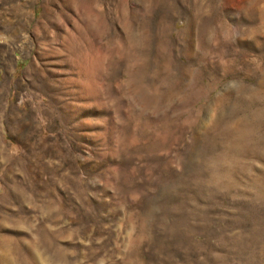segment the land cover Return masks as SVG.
I'll return each mask as SVG.
<instances>
[{
  "label": "rangeland",
  "instance_id": "374dc122",
  "mask_svg": "<svg viewBox=\"0 0 264 264\" xmlns=\"http://www.w3.org/2000/svg\"><path fill=\"white\" fill-rule=\"evenodd\" d=\"M0 264H264V0H0Z\"/></svg>",
  "mask_w": 264,
  "mask_h": 264
}]
</instances>
